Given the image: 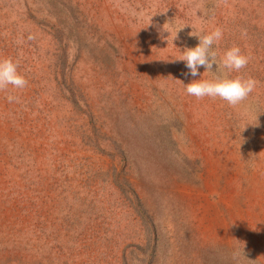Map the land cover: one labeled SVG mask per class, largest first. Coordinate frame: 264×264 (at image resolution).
Here are the masks:
<instances>
[{"label": "rangeland", "instance_id": "1", "mask_svg": "<svg viewBox=\"0 0 264 264\" xmlns=\"http://www.w3.org/2000/svg\"><path fill=\"white\" fill-rule=\"evenodd\" d=\"M4 58L28 85L0 92V264H264V0H0ZM225 75L259 83L186 94Z\"/></svg>", "mask_w": 264, "mask_h": 264}, {"label": "clouds", "instance_id": "2", "mask_svg": "<svg viewBox=\"0 0 264 264\" xmlns=\"http://www.w3.org/2000/svg\"><path fill=\"white\" fill-rule=\"evenodd\" d=\"M182 30V29H180ZM173 38H177V32ZM198 44L194 48L185 49L179 59L185 63L188 72L185 75L196 77L200 75L198 69L203 67L205 72H212L213 66L217 63V52L213 50V45L223 38V31L216 28L206 35H195ZM246 35V33H242ZM28 39H33L29 36ZM250 57L243 54L239 46L227 49L219 60L221 68L228 73H240L246 68ZM18 63L11 58L0 59V92H8L9 86L16 90H22L28 85L27 79L18 72ZM258 81L252 77L244 78L240 75L229 78L227 75L216 76L213 80H195L184 85L186 94L202 100L205 97L225 101L229 106L235 107L245 101L258 85ZM6 99L9 103H19V97L8 94ZM242 254L243 248H242Z\"/></svg>", "mask_w": 264, "mask_h": 264}]
</instances>
